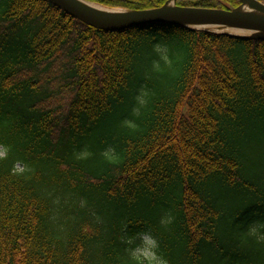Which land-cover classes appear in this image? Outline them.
I'll return each instance as SVG.
<instances>
[{"label": "trees", "instance_id": "16d2710c", "mask_svg": "<svg viewBox=\"0 0 264 264\" xmlns=\"http://www.w3.org/2000/svg\"><path fill=\"white\" fill-rule=\"evenodd\" d=\"M157 44L183 55L179 75L152 73ZM0 146V264H119L137 233L170 264H264V245L242 239L264 221V41L170 24L105 32L47 0H0Z\"/></svg>", "mask_w": 264, "mask_h": 264}, {"label": "water", "instance_id": "95a60500", "mask_svg": "<svg viewBox=\"0 0 264 264\" xmlns=\"http://www.w3.org/2000/svg\"><path fill=\"white\" fill-rule=\"evenodd\" d=\"M72 18L105 32L125 31L151 24H170L197 30L235 29L248 35H233L264 41V3L259 0H237L238 8L199 9L178 7L177 0L157 9L119 11L83 0H47ZM220 34L232 35L226 32Z\"/></svg>", "mask_w": 264, "mask_h": 264}, {"label": "clouds", "instance_id": "9594fccd", "mask_svg": "<svg viewBox=\"0 0 264 264\" xmlns=\"http://www.w3.org/2000/svg\"><path fill=\"white\" fill-rule=\"evenodd\" d=\"M154 54L159 58L153 61L152 73L161 74L166 70L173 75H179L176 66L183 62V55L179 52H173L167 45L157 44L153 48ZM149 93L145 90L137 97L138 104L141 107L146 106ZM139 115V109L136 110ZM126 127L135 129V124L126 122ZM8 149L0 146V159L6 158ZM87 152L78 155V159H87ZM108 163L117 164L120 162L115 152H106L104 154ZM173 217L168 216L161 221L164 227L172 224ZM242 239L247 241H255L258 245H264V221H257L249 225L243 233ZM125 245L123 255L118 257L119 264H170L168 258L162 254L159 241L149 233H137L126 237L123 240Z\"/></svg>", "mask_w": 264, "mask_h": 264}, {"label": "rangeland", "instance_id": "374dc122", "mask_svg": "<svg viewBox=\"0 0 264 264\" xmlns=\"http://www.w3.org/2000/svg\"><path fill=\"white\" fill-rule=\"evenodd\" d=\"M83 1H85V0H83ZM85 2H87V1H85ZM87 3H90V2H87ZM91 4H95V3H91ZM95 5H98V4H95ZM98 6H100V5H98ZM116 10L126 11V10H120V9H116ZM209 31L216 32V33L217 32H226V33H229V34H232V35H248V33H243V32H239V31H238V33H234V31L233 30H230V29H216V28H211V29H209Z\"/></svg>", "mask_w": 264, "mask_h": 264}, {"label": "bare ground", "instance_id": "6f19581e", "mask_svg": "<svg viewBox=\"0 0 264 264\" xmlns=\"http://www.w3.org/2000/svg\"><path fill=\"white\" fill-rule=\"evenodd\" d=\"M234 31V33H238V30L232 29Z\"/></svg>", "mask_w": 264, "mask_h": 264}]
</instances>
